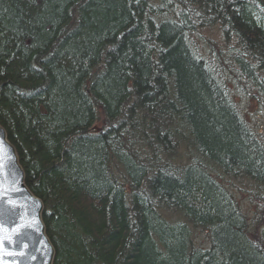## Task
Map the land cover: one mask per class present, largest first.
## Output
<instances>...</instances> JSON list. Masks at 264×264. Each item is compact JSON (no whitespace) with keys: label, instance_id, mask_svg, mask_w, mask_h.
Here are the masks:
<instances>
[{"label":"trees","instance_id":"trees-1","mask_svg":"<svg viewBox=\"0 0 264 264\" xmlns=\"http://www.w3.org/2000/svg\"><path fill=\"white\" fill-rule=\"evenodd\" d=\"M184 3L152 22L146 0H0V126L53 264H264V227L232 189L264 204V123L237 106L264 111V0ZM203 19L234 41L228 81L191 50ZM126 99L117 128L92 129L93 104L109 116Z\"/></svg>","mask_w":264,"mask_h":264},{"label":"bare ground","instance_id":"bare-ground-1","mask_svg":"<svg viewBox=\"0 0 264 264\" xmlns=\"http://www.w3.org/2000/svg\"><path fill=\"white\" fill-rule=\"evenodd\" d=\"M153 0H146L147 4V8L145 9V13H146V19L150 20L152 22L155 21H168L170 22V17H172L173 15V19L174 20H179L177 18V13L180 9L187 8L190 7V5H185L184 1L185 0H159L160 3V8L159 9H155L153 8L156 7V4H154L152 2ZM149 6V7H148ZM152 6V7H151ZM193 8V6L191 7ZM196 13V12H195ZM194 17V16H193ZM172 19V20H173ZM215 23V22H213ZM212 20H210L208 23H205V19H203L199 26L197 27L195 24H193V28L191 29L192 31L187 32V34H191L192 37L189 40L192 44L193 47L191 48L192 52L197 55L199 58L201 57L204 61H207L206 64L207 66L211 69V66L209 65V63L213 62L215 64H217V66L220 64L218 61V53H220V51H216L215 48V32H216V26L217 24L214 25H210L213 24ZM75 23H69V25L72 28H75L74 26ZM197 24V23H196ZM219 37H221L219 35ZM230 37V36H229ZM213 38V40H212ZM225 38V37H224ZM226 39V38H225ZM197 40H199L200 43H204L203 47H202V51H200L198 44H197ZM235 46H233L234 48ZM209 62V63H208ZM250 62V61H249ZM251 63V62H250ZM103 64H98L96 65V70L98 69L99 71L102 70ZM260 69V68H258ZM220 70V69H219ZM223 70V69H222ZM221 71V70H220ZM215 72L217 74L218 71L215 69ZM223 72V71H222ZM259 74V72H258ZM263 74H264V70H263ZM237 95L234 96L235 99ZM137 97V96H133V99ZM139 97V95H138ZM140 98V97H139ZM143 98V96H142ZM249 99L252 104L255 106H253V110L249 111L248 114L245 113V111L247 109L242 108L239 103L241 104L242 102H238V108L240 110V112H243V114L247 115L248 117H255L254 121L258 122V123H264V116H263V112L261 114L258 103L255 102L253 103V98L251 97H244ZM243 99V98H241ZM131 101V99H130ZM129 99L125 100V106H123L121 103H119L117 105L116 110H114L113 112L110 113L109 116H106L105 114H103L102 108L99 107L98 104H93L91 106V111H92V116H91V120L90 122L95 119L93 121L92 124H95L93 128L96 127L97 123H100L102 125H105L107 127V124L109 125V127L113 128H117V121L120 120L119 115L122 113L123 110H125V108H128L127 105L130 103ZM130 105H134V106H138V103H131ZM154 105L155 102L149 103V104H145V112L149 115V116H155L157 115V111H152L154 110ZM147 119L144 118L143 121H146ZM150 126H152V124L150 123ZM6 133V132H5ZM157 134L160 136V133L157 132ZM177 143V142H175ZM13 148L14 146L11 145ZM15 150V148H14ZM176 153H178L176 151ZM4 153L1 151L0 149V242H2V246L5 249V255L7 257H5V261H8L9 264H45V261L47 260V264H53V260L55 257V248L50 240V238L47 235L46 232V227L44 225V229H43V233H42V229H34L31 225L33 224V213H31L32 208L31 207H36V202L35 201H30L29 203H27V201L25 200V203L20 202V204L25 205L22 208L20 206H12V203L8 200H5L4 198H1V195L3 196L7 191H9L12 187V183L14 180H16V174L14 172H9L11 170V168L7 169V160L5 158L2 157ZM18 158V156H17ZM19 162V160H18ZM20 168L23 172V176H24V182H25V173L24 170L21 166V164L19 163ZM148 177H143L142 181L143 182H147ZM7 181H9L8 183H6ZM122 186L127 185L126 182H124L123 180L121 181ZM237 185H235L236 187H238L239 189H244L247 192V187H245L244 183L237 181L235 182ZM127 187V186H125ZM242 187V188H241ZM234 191V190H233ZM235 193V191H234ZM236 199L238 200L236 194H235ZM39 199V198H38ZM40 200V199H39ZM41 201V200H40ZM239 202V200H238ZM42 206H41V210L42 213L45 212V206L43 204V202L41 201ZM240 205V204H239ZM27 208V209H26ZM36 220V219H35ZM186 228L188 229V231L191 233V223L188 219H186V221L184 222ZM16 228H25V230L23 229V235H25L26 233H28L29 235H33L35 236V238L40 241L42 243V248H37L35 245L27 247L25 246L21 240V237L19 239V235L16 232ZM253 235V234H252ZM251 235V236H252ZM44 236V237H43ZM4 237H8L9 239L12 240V246H9L8 243H6L5 241H3ZM46 242V243H45ZM15 249L17 251H26V255L30 256V262H23L22 260H20L18 257L14 256V252Z\"/></svg>","mask_w":264,"mask_h":264},{"label":"water","instance_id":"water-1","mask_svg":"<svg viewBox=\"0 0 264 264\" xmlns=\"http://www.w3.org/2000/svg\"><path fill=\"white\" fill-rule=\"evenodd\" d=\"M11 145L12 144L8 141L6 137L5 130L0 126V149L4 153L2 157L7 160V169L11 168L9 172H14L17 178L16 180L13 181L11 189L7 191L3 196L1 195V198H4L5 200L10 199L9 201L12 203V206L15 207L20 206L22 208H25L23 207L25 205L20 204V202L25 203V200L27 201V203H29L30 201H35L37 204L36 207L34 208L31 207L32 210H30L32 211L31 213H33V224L31 226L36 230H38L39 228L42 229V233H43L44 224L42 221V210H41L42 203L37 197H35V195L26 186L24 182L23 172L18 162L16 151ZM8 182L9 181H7L6 183ZM23 229L25 230V228ZM23 229L16 228V232L19 235V239L22 236L21 243H23L27 247L33 245H35L37 248L43 247L42 243L38 241L35 238V236L29 235L28 233L23 235ZM3 241L8 243L9 246H12V240L9 239L8 237H4ZM14 256L18 257L23 262H27V263L30 262V256L26 255V251H17L15 249ZM5 257H7L5 255V249L2 245H0V264H9L8 261H5ZM45 264H47V260L45 261Z\"/></svg>","mask_w":264,"mask_h":264},{"label":"rangeland","instance_id":"rangeland-1","mask_svg":"<svg viewBox=\"0 0 264 264\" xmlns=\"http://www.w3.org/2000/svg\"><path fill=\"white\" fill-rule=\"evenodd\" d=\"M192 16H193V11H192ZM170 18L173 19V15ZM219 35H220L219 27L217 25L216 26V32H215L216 44L214 46L216 48V51H218V50L220 51V53L217 54L218 55V61L220 63L219 66L222 67L223 74L225 75V80L228 81L229 78H232V77H230V73H234V69H235V66L233 64V60H231V61L228 60L232 54V51H233L234 41L231 40V41L226 42L225 40H222V37H219ZM186 37L188 40H190L192 35L187 34ZM212 40H213V38H212ZM197 44H198L200 51H202V47H203L204 43H200L199 40H197ZM237 101L242 102L241 104L239 103V105L242 108L247 109L245 111L246 114H248L250 110L252 111L254 109L253 108L254 105L247 98H243V99H239V100L237 99ZM253 103H255V100H253ZM243 117H244V120H246V122L248 121L250 124L255 123V121H254L255 117H251V116L248 117L245 114ZM6 137H7V135H6ZM235 185H237V184L234 183V186L232 187V189L235 191V194L239 200L240 207H241L242 211L246 214L248 222L253 219L252 217L254 214V220L256 221L258 228L264 227V204L259 200V198H256L255 192H254V190H252V188L246 189L247 190V192H246L244 189L241 190L238 187H236ZM259 191H260V189H257V192H259ZM251 199L256 200V202H258L259 204L255 205L253 203V201L252 202L250 201ZM260 204H262L263 206H260ZM199 233L198 232L196 233V236H197L196 239L198 238L197 239L198 242L200 241L199 236L203 235V233H200V234Z\"/></svg>","mask_w":264,"mask_h":264},{"label":"snow or ice","instance_id":"snow-or-ice-1","mask_svg":"<svg viewBox=\"0 0 264 264\" xmlns=\"http://www.w3.org/2000/svg\"><path fill=\"white\" fill-rule=\"evenodd\" d=\"M0 245H2V242H0Z\"/></svg>","mask_w":264,"mask_h":264}]
</instances>
